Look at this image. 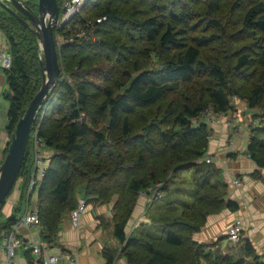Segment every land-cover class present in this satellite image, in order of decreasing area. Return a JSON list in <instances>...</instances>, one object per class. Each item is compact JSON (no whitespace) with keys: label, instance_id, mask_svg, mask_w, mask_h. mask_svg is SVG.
Instances as JSON below:
<instances>
[{"label":"trees","instance_id":"trees-1","mask_svg":"<svg viewBox=\"0 0 264 264\" xmlns=\"http://www.w3.org/2000/svg\"><path fill=\"white\" fill-rule=\"evenodd\" d=\"M82 29L86 35L76 38ZM0 30L13 56L3 92L11 137L41 87L43 51L36 34L2 6ZM55 35L73 40L57 47L61 76L31 132L38 130L49 149L37 191L41 239L55 242L82 190L86 204L115 200L107 222L117 244L104 247L105 264L118 253L129 264H264L243 235L234 248L251 254V263L217 248L221 239H194L209 215L240 208L228 197L222 169L202 158L213 136L202 112L226 113L235 98L245 99L255 110L252 122L261 119L247 153L264 167V0H87ZM32 167L30 137L17 181L26 202ZM186 169L193 170L191 200L158 203ZM159 182L149 220L129 233L138 197ZM17 219L12 213L0 224V238Z\"/></svg>","mask_w":264,"mask_h":264},{"label":"crops","instance_id":"crops-1","mask_svg":"<svg viewBox=\"0 0 264 264\" xmlns=\"http://www.w3.org/2000/svg\"><path fill=\"white\" fill-rule=\"evenodd\" d=\"M4 86L7 88V76L4 69L0 68V96ZM6 103L8 111L9 103ZM253 112L255 110L248 106L247 101L235 98L233 108L211 125L213 137H211L212 140L207 154L213 155V162L222 169L224 178L229 184L228 197L237 201L240 204V208L236 211L224 209L219 213L209 215L205 226L194 235V239L199 243L206 244H212L221 239L217 243V248L229 253L234 261L240 258L245 263H251L253 262L252 255L246 253L242 248H234L237 244H234L227 235L230 225L239 219L242 223L243 237L250 240L255 255L258 256L257 261L264 263V167H259L252 157L247 156V148L251 138L250 125L253 119ZM233 119L236 122L235 124L241 126V128H235L230 124ZM7 126L8 122L3 129H0V163L5 146L9 141ZM230 139L234 141V144L232 152L228 153L225 149H227ZM46 157L47 152H44L45 160ZM237 178L241 180V185L235 183ZM21 186L22 184L19 181L13 200L11 201L14 209H9V216L15 213L18 218L27 210L28 202L25 200L24 207L18 205L22 193ZM168 194L166 192L165 196ZM79 197V201H85L84 192ZM34 198L35 200L38 198V192L34 193ZM173 200H175L177 206H180L182 205V201L191 200V193L179 187L176 198ZM164 202L161 201L160 203ZM114 203L115 200L103 204H86L78 226L72 223L69 213L62 223V228L58 232L55 242L50 245L42 240L49 247L50 253L60 256V264H70L72 262L74 264H105L104 247L106 245L117 244V240L113 236L112 224L107 222L113 217ZM149 204V193L141 194L138 197L133 215L127 227L129 233L140 223L149 220ZM17 208H19L18 211ZM5 220L0 218V224ZM102 220H106L104 221L105 223ZM9 231L10 229L1 232L0 264H4L6 260L4 234ZM40 231L41 226L22 227L17 230V237L24 243L33 242L36 238H41ZM71 258H74V260ZM33 259V252L22 246L17 251L15 264H32ZM112 264L129 263L123 255L118 253ZM202 264L208 263L202 261Z\"/></svg>","mask_w":264,"mask_h":264},{"label":"built area","instance_id":"built-area-1","mask_svg":"<svg viewBox=\"0 0 264 264\" xmlns=\"http://www.w3.org/2000/svg\"><path fill=\"white\" fill-rule=\"evenodd\" d=\"M26 2L25 0H21ZM87 2V0H61V13L58 20V25L61 26L66 21L73 18L75 15L79 14L83 5ZM106 19V17L99 18L98 22H102ZM89 27L93 30L95 29V25L91 22L89 23ZM86 35V30L82 29L76 35V38L82 37ZM69 40H73V38H58L57 39V47L62 43H65ZM13 64V56L8 44V40L5 37V34L0 30V68L1 69H9ZM245 100V99H244ZM246 101V100H245ZM225 113H215L213 108L207 107L202 114L200 115V119L209 124L213 125L217 119L223 116ZM235 120L233 119L230 124L235 128H241V126H237L235 124ZM261 119L256 118L250 125V129L255 127V125H260ZM30 137H32V152H33V167L30 179L28 181L27 186V197L28 206L27 210L24 214L18 217V219L12 224L10 231L5 234V251H6V260L4 264H15V258L17 255V251L20 247L24 246L27 249H30L34 254V259L32 264H60V256L57 254H52L49 252V247L45 244L42 239L36 238L33 242L24 243L17 237V230L22 227H32V226H40L41 220L39 216L38 209V200H34L32 202L33 194L39 190L41 187L43 180L45 178L47 165L46 160L44 159V148L46 147V142L39 137L38 130L34 133H31ZM234 141L229 140L227 144L226 152L231 153L233 148ZM248 157H252L249 153H247ZM214 156L206 155L203 157L207 162H212ZM235 183L237 185H241L242 182L240 179H236ZM163 182H159L155 186L149 187L147 190L141 192V194H150V203L160 194V189L163 186ZM86 208V202L84 200H80L76 208L72 209L70 212V218L72 223L75 226L79 225L80 218L82 213ZM228 238L234 243L237 244L241 241L242 238V223L241 220L237 219L233 224L230 225L228 232ZM74 260V258H71ZM70 264H74L73 262Z\"/></svg>","mask_w":264,"mask_h":264},{"label":"water","instance_id":"water-1","mask_svg":"<svg viewBox=\"0 0 264 264\" xmlns=\"http://www.w3.org/2000/svg\"><path fill=\"white\" fill-rule=\"evenodd\" d=\"M0 5L36 34L40 41V48L43 51V55H40L43 76L41 87L19 119L15 132L11 135L8 152L4 161L0 163L1 206L17 185L34 123L61 76L62 68L55 30L62 6L60 0H38L37 11L31 10L21 0H0ZM20 13L25 15L26 18L21 16Z\"/></svg>","mask_w":264,"mask_h":264},{"label":"rangeland","instance_id":"rangeland-1","mask_svg":"<svg viewBox=\"0 0 264 264\" xmlns=\"http://www.w3.org/2000/svg\"><path fill=\"white\" fill-rule=\"evenodd\" d=\"M25 3H28L30 5H38V0H25ZM10 5H12L9 2ZM1 7V6H0ZM6 89V86H4L3 90L1 91V96H0V129H3V127L5 125H7L8 119H7V115H6V111H7V103L8 100L6 97H4L3 95V91ZM242 100V99H241ZM255 113V112H253ZM254 116V115H253ZM9 135V133H8ZM213 137V136H212ZM11 137L9 136V139ZM8 139V140H9ZM212 140V139H211ZM48 147L46 146L44 148L45 152H48ZM208 155L207 153L204 155L206 156ZM203 156V157H204ZM202 157V158H203ZM201 158V159H202ZM3 159V158H2ZM46 164H48V157H46ZM18 185V183H17ZM17 185L14 187L13 192L7 197V203L5 204V206L3 207V209L0 211V218L2 219H6L9 216V209L12 208V210L14 209V207L11 205V201L13 200V196L15 194V189L17 188ZM179 187L183 188L184 190H188L190 193H192L194 191V183H193V170L191 169H186L185 171L182 172V174L180 175V177H174L173 181L170 184V193L168 195L165 196L164 194V199H158L157 202L160 203L161 201H168V200H173L176 198V193L179 190ZM82 193V190L80 191V194ZM34 194H33V198H32V202L34 203ZM18 205L19 206H25V202L22 200L18 201ZM156 205L153 207V209L151 210L152 212L155 211Z\"/></svg>","mask_w":264,"mask_h":264}]
</instances>
